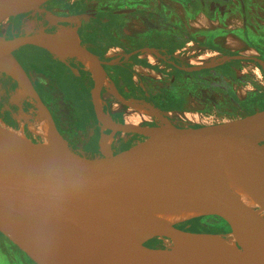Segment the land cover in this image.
Returning <instances> with one entry per match:
<instances>
[{
  "label": "water",
  "instance_id": "water-1",
  "mask_svg": "<svg viewBox=\"0 0 264 264\" xmlns=\"http://www.w3.org/2000/svg\"><path fill=\"white\" fill-rule=\"evenodd\" d=\"M47 1L0 0V22L37 12L52 28L0 38V62L24 44L46 48L57 40L75 49L91 73L98 130L70 146L52 124L53 140L30 139L0 120V235L33 264H185L196 251L206 264H264V109L226 120H111L98 104L97 58L63 25L84 16L56 17L40 8ZM109 177L216 226L164 223L118 196Z\"/></svg>",
  "mask_w": 264,
  "mask_h": 264
},
{
  "label": "flooded vegetation",
  "instance_id": "flooded-vegetation-1",
  "mask_svg": "<svg viewBox=\"0 0 264 264\" xmlns=\"http://www.w3.org/2000/svg\"><path fill=\"white\" fill-rule=\"evenodd\" d=\"M40 8L59 18L84 16L63 25L97 58L104 83L98 104L111 120L126 121L130 104H139L129 100L157 113L141 115L137 123L146 124L158 117L183 123L188 114L226 120L264 109V0H49ZM26 23L38 25L33 32L52 30L41 14L27 12L1 21L0 38L23 37ZM9 52L14 70L0 68V120L37 138L28 126L39 105L67 145L90 142L98 127L89 105L91 73L80 54L57 57L32 44ZM194 93L210 105L193 108ZM0 243V264H33L1 235Z\"/></svg>",
  "mask_w": 264,
  "mask_h": 264
},
{
  "label": "bare ground",
  "instance_id": "bare-ground-1",
  "mask_svg": "<svg viewBox=\"0 0 264 264\" xmlns=\"http://www.w3.org/2000/svg\"><path fill=\"white\" fill-rule=\"evenodd\" d=\"M36 27H38V25L34 26L32 24H27L25 26V28L23 29L24 30L23 36L24 37H30L33 34L37 33V31L33 32L36 30ZM66 30H68V29H66ZM41 31H45V30H41ZM41 31H38V32H41ZM47 46L52 48L55 52H57L58 54H60L62 56H67L68 51H74L75 53H78L75 49L71 48L69 45L65 44L64 42L57 41V40L48 42ZM0 68H8L10 70H14V66L9 59L0 62ZM110 86L111 85L108 84V87H110ZM130 105H134V107L136 109H138L139 112L141 110H143L144 108L146 109V107L143 104H130ZM36 107H37L36 121L34 120L35 122H33V124L29 125L28 127H30V130L32 132L34 131L33 133L35 135H37V137L45 139V140H53L56 137V135H55V133H54V131L50 125L51 124L50 120L48 119L44 110L39 105H37ZM148 116H149V114H148ZM23 117L24 116H22V118ZM197 159L200 162H203V163H206V164H209L212 166H216V167L220 166V163L217 160H212V159L203 158V157H197ZM109 181H110V185H111L112 189L123 200H125L126 202L133 205L134 207L146 212L147 214L151 215L152 217H154V218H156V219H158L164 223L181 224V223H184V222L191 220L195 216V215L188 214L182 210L176 209V208L162 202L161 200L157 199L156 197H154V196H152V195H150V194H148V193H146V192H144L138 188H135V187L130 186V185H126V184H124V183H122V182H120V181H118L112 177H109ZM185 264H206L205 263V257L202 254V252H200V251L190 253L186 257Z\"/></svg>",
  "mask_w": 264,
  "mask_h": 264
},
{
  "label": "rangeland",
  "instance_id": "rangeland-1",
  "mask_svg": "<svg viewBox=\"0 0 264 264\" xmlns=\"http://www.w3.org/2000/svg\"><path fill=\"white\" fill-rule=\"evenodd\" d=\"M246 87H249V86H246ZM246 87H243V88H246ZM207 90L206 89H202V91L200 92V94H205ZM212 91V92H211ZM211 91H209L208 93V96L210 97V99L212 100L211 103H215L218 98H217V94L216 92L213 91V89L211 88ZM240 94L242 95V93L244 92V89H240ZM200 94H197L195 95V93L192 95L194 98H193V101L197 100L196 103L192 104L193 108H200V107H204V106H208L210 105L209 101H206L203 97L200 96ZM199 95V96H198ZM101 100V99H100ZM199 103V104H198ZM191 106V105H190ZM224 106L221 104V106L219 107V110L218 112L220 113H224V109L223 108ZM136 110V111H135ZM133 112V113H132ZM147 113V110L144 108L143 110H141L139 112L138 109H136L134 107V105H131L128 107L126 113H125V116H124V119H126V121H130V122H140V121H143L145 117L141 116L143 115L144 113ZM212 113V110H209L207 112V114H211ZM137 116V117H136ZM187 118H195L196 116H190V115H186ZM217 116V115H216ZM141 117V118H140ZM222 117H229V116H222ZM163 119V118H162ZM36 119L34 118L33 120H31V122H35ZM165 120V119H164ZM190 223L188 224H185L186 227H188V230H204L206 228H209L211 229L212 226H214V222L207 218V217H198V218H194V219H191L189 221ZM216 226V225H215ZM214 226V227H215ZM0 247H1V243H0Z\"/></svg>",
  "mask_w": 264,
  "mask_h": 264
},
{
  "label": "trees",
  "instance_id": "trees-1",
  "mask_svg": "<svg viewBox=\"0 0 264 264\" xmlns=\"http://www.w3.org/2000/svg\"><path fill=\"white\" fill-rule=\"evenodd\" d=\"M153 89L155 90L156 87L153 88ZM189 221H190V220H189ZM189 221H187V222H185V223H182V224H178V225H176V227L182 228L185 224L190 223ZM145 245H147V246H151V245H152V242H148V243H146Z\"/></svg>",
  "mask_w": 264,
  "mask_h": 264
}]
</instances>
